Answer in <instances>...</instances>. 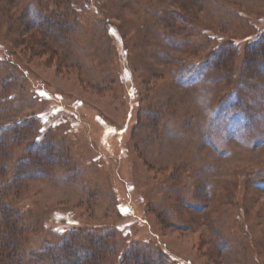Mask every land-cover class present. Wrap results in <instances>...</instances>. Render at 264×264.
Instances as JSON below:
<instances>
[{"label":"rangeland","instance_id":"rangeland-1","mask_svg":"<svg viewBox=\"0 0 264 264\" xmlns=\"http://www.w3.org/2000/svg\"><path fill=\"white\" fill-rule=\"evenodd\" d=\"M69 1L0 0L30 264H264V0Z\"/></svg>","mask_w":264,"mask_h":264},{"label":"trees","instance_id":"trees-1","mask_svg":"<svg viewBox=\"0 0 264 264\" xmlns=\"http://www.w3.org/2000/svg\"><path fill=\"white\" fill-rule=\"evenodd\" d=\"M59 3L62 2V0H57ZM64 1V0H63ZM70 3V1L68 0ZM68 5V3H66ZM71 13L70 7H65L63 9V12H59L56 9L53 12L46 13L45 15L49 16L46 20H56L59 17L62 19L66 17L67 14ZM47 22L45 26L48 24ZM58 25V24H57ZM264 34V31H263ZM260 36L257 38L259 39ZM255 39V40H257ZM261 39V38H260ZM262 49H257L256 52L252 55L255 57L254 59L259 60V63L257 64L254 60V64L256 66H260L262 70H264V44L261 46ZM4 128H6L5 124H0V264H30V261H37L36 258H32L31 254H25L26 251L23 249H19V247L16 244L15 235H14V226L15 223V211H12L10 205H6L5 201L1 199L2 191L3 189L8 188L10 185H13L15 182H12L11 184L9 179L6 178V169H8V165L6 164L8 161H10L9 149L7 146L8 142H15L18 141L20 138L19 133L17 130L15 131H4ZM12 132V133H10ZM27 170V167H14L13 169V178L16 176L19 172H24ZM3 188V189H2ZM61 226V225H59ZM73 232V231H72ZM72 232H69L72 233ZM68 235V233H66ZM65 235V236H66ZM69 236V235H68ZM67 236V237H68ZM65 237V238H67ZM63 238V240L65 239ZM75 244L73 243V246ZM77 259V258H76ZM79 260V259H78Z\"/></svg>","mask_w":264,"mask_h":264}]
</instances>
